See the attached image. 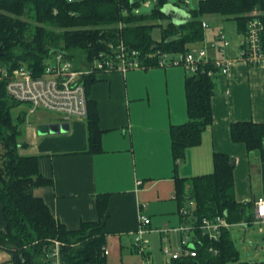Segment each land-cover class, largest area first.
<instances>
[{
  "label": "trees",
  "instance_id": "1",
  "mask_svg": "<svg viewBox=\"0 0 264 264\" xmlns=\"http://www.w3.org/2000/svg\"><path fill=\"white\" fill-rule=\"evenodd\" d=\"M141 0H0V68L13 69L26 65L36 72L57 50H63L76 60L72 52L80 51L84 60L104 50L108 43L122 41L139 51L141 64L156 66V52L185 53L201 46L207 32L205 16H220L233 21L235 32L245 34L247 22L254 11L264 12V0H198L182 22H173L163 12L167 0H155L148 15L135 13ZM166 20L165 26L159 23ZM159 21V22H158ZM181 21V20H180ZM206 22V21H205ZM159 27L160 40L152 38V29ZM251 66V65H250ZM158 67V66H156ZM190 74L184 79L187 121L170 128L171 150L175 160L182 159L187 147L199 144L201 132L212 122L211 98L217 70ZM93 75L85 81L87 96V150L101 151L96 106L88 99ZM4 82L0 81V203L6 228L0 232V248L10 254V264H51L47 254L59 243V264H106L103 255V232L107 196L97 197L98 219L83 222L76 230L58 223L42 199L33 195L36 187L51 181L41 176L38 157L19 154L21 125L25 111L14 113L21 103L8 98ZM231 139L243 143L248 152L259 151L260 172L264 177V123L237 122L230 128ZM213 171L188 179L175 176L176 199L180 208L193 203L194 209L186 222L216 215L225 217L228 224H245L253 218L245 215L251 202H236L233 194V159L223 153L213 154ZM191 221H190V219ZM197 255L172 260L169 264H262L240 262L237 248L228 228L223 229L217 242H209L195 232ZM214 247L216 254L209 252Z\"/></svg>",
  "mask_w": 264,
  "mask_h": 264
},
{
  "label": "crops",
  "instance_id": "2",
  "mask_svg": "<svg viewBox=\"0 0 264 264\" xmlns=\"http://www.w3.org/2000/svg\"><path fill=\"white\" fill-rule=\"evenodd\" d=\"M238 38L237 34L227 51L228 75L215 81L212 122L201 132L199 144L187 147L182 159L173 158L170 138V128L187 121L182 67L154 66L94 76L87 95L96 106L99 152H86V117L64 119L50 112L49 121L34 123L25 117L19 154L38 157L39 173L51 183L36 187L33 195L42 199L58 223L76 230L83 222L96 221L97 197H108L103 229L106 264H140L133 248L140 213L150 219L148 233L158 234L161 251L165 237L177 244L179 232L159 231L186 225L179 213L175 176L188 179L212 173L214 153L234 161L236 202L253 206L256 199L264 198L259 156L250 158L246 146L233 142L230 134L233 123H264V62L250 66L238 59ZM50 123H66L68 131L37 133L38 124ZM190 204L194 207L190 202L185 207ZM5 228L0 203V232ZM9 260L8 251L0 248V264H10Z\"/></svg>",
  "mask_w": 264,
  "mask_h": 264
},
{
  "label": "built area",
  "instance_id": "3",
  "mask_svg": "<svg viewBox=\"0 0 264 264\" xmlns=\"http://www.w3.org/2000/svg\"><path fill=\"white\" fill-rule=\"evenodd\" d=\"M80 1L82 0H67L69 3ZM138 12V9H135V13ZM251 16L245 34L238 35L236 55L246 64L255 66L264 62V12L254 11ZM202 27L209 28L205 21L202 22ZM212 34L210 40L205 38L201 46L185 53L156 52V66L182 67L190 74L207 71L208 75H212V70H217L219 76H227L231 63V58L227 55L231 45L230 38L222 25ZM146 68L149 67L141 64L139 51L119 41L116 44L108 43L104 50L92 54L88 61L84 60L82 66H78L63 50H57L43 63L39 72L26 65H19L13 69L0 68V81L5 84L8 98L27 106L28 113L44 110L58 114L64 119L85 118L87 116L85 81L88 77L111 72L124 74L130 70ZM193 208L192 204L189 208L182 207L179 211L181 218H191L190 213ZM253 208L252 222L256 220L264 223V198L256 199ZM149 224L150 219L140 213L138 227L133 237V248L141 258L140 264H152L148 253V242L144 240L145 233L149 232ZM185 224L172 230H159L164 234L176 231L181 235L177 244L168 241L166 237L162 241V252L171 261L197 255L196 242L198 243L199 240L195 232L212 243L217 242L221 231L230 226L222 215L212 218L203 217L197 223L191 221ZM58 251L59 243L55 241L53 248L47 254L53 259L51 264H59ZM208 251L217 253L214 247H209ZM107 254L108 251L104 248L103 255Z\"/></svg>",
  "mask_w": 264,
  "mask_h": 264
},
{
  "label": "rangeland",
  "instance_id": "4",
  "mask_svg": "<svg viewBox=\"0 0 264 264\" xmlns=\"http://www.w3.org/2000/svg\"><path fill=\"white\" fill-rule=\"evenodd\" d=\"M148 4L146 5V2ZM168 5H173L175 8L174 11H178L177 8L184 10L187 12L189 9H195L198 3V0H167ZM155 2L152 0H141L138 6L139 13L143 15H148L152 12L155 7ZM204 21L208 24V29H217L219 26L225 27V33L229 36L231 45L235 43V39L237 38V34L235 32V26L233 21H225L220 16H205ZM159 22V21H158ZM162 27L166 25L167 21L163 20L159 22ZM209 32H207V35ZM152 38L154 40H160L161 30L159 27H154L152 29ZM236 37V38H235ZM212 38H206L210 40ZM73 56L76 60L74 62L78 64V66H82L84 62V54L80 51L72 52ZM20 107V108H19ZM15 109L14 113H18L21 109H24V105H20ZM28 107L25 112L27 113L26 118L30 119L33 123L37 121V119H42L43 121H49L52 118L53 114L44 111V110H35L33 113L27 112ZM29 111V110H28ZM245 215L248 218H252L254 215V208L252 205H249L245 208ZM234 243L240 262H259L264 264V223H259L258 221L251 222L247 228H243L240 224H232L228 228ZM144 240L148 242V253L151 259L152 264H168L167 258L163 255L160 250V239L158 234L155 233H145ZM226 264H234L233 262H228Z\"/></svg>",
  "mask_w": 264,
  "mask_h": 264
},
{
  "label": "water",
  "instance_id": "5",
  "mask_svg": "<svg viewBox=\"0 0 264 264\" xmlns=\"http://www.w3.org/2000/svg\"><path fill=\"white\" fill-rule=\"evenodd\" d=\"M173 8H175L173 5L172 6L166 5L163 9V12L166 13V15L171 19V21L179 23L182 22L183 20H186L188 15L184 10L177 8L178 11L175 12ZM179 17H181V21L178 20ZM36 130L39 135L64 133L68 131V124L66 123L38 124L36 126ZM254 156L257 157L259 156L258 150L249 152L250 158H253Z\"/></svg>",
  "mask_w": 264,
  "mask_h": 264
}]
</instances>
